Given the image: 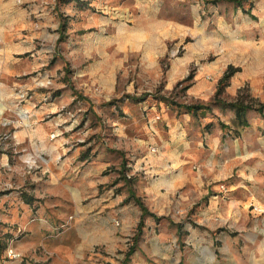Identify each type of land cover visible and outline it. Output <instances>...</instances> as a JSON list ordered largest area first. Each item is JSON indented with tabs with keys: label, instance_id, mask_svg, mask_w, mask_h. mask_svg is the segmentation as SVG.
<instances>
[{
	"label": "rangeland",
	"instance_id": "rangeland-1",
	"mask_svg": "<svg viewBox=\"0 0 264 264\" xmlns=\"http://www.w3.org/2000/svg\"><path fill=\"white\" fill-rule=\"evenodd\" d=\"M230 1L21 0L24 24L29 20L27 16L39 28L33 39L25 33L27 28L19 38H5L7 48L21 41L28 51L14 54L12 63L16 66L9 62L16 74H0L3 232L23 234L15 229L16 224L4 220L13 219L26 207L22 191L32 196L36 193L43 200L53 189L61 188V181L56 187L50 182L51 176L61 175L59 161H120L115 168L118 171L122 161L125 166L126 162L142 161L148 154L157 153V147L164 142L176 146L169 134V122L174 126L175 121H180L178 133L184 130L183 140L191 144V161H197L198 167L221 157L222 150H211L216 140L221 147L245 142L246 161H264V113L251 111L248 126L238 127L228 111L211 103L226 70L221 68L227 50L239 41L253 39L240 34L230 36L239 20L227 14ZM43 26L47 32L41 31ZM2 42L0 39V45ZM253 58L255 63L257 59ZM175 64L179 76H184L169 84L166 77ZM199 72L207 73L212 93L194 96L189 92ZM188 75L191 78L184 80ZM261 87L264 83L258 89ZM239 90L255 103H264V92L255 94L249 83L241 85L233 95L222 91L220 97L233 100ZM187 104L211 107L193 114L184 107ZM209 170L200 168L201 181L192 188L196 191L192 205L198 211L210 205L211 198L217 206L229 201L225 196L227 184L211 182ZM129 176L126 177L139 179L138 174ZM261 178V182L249 180L242 187L258 195L259 203L251 206L255 212L247 218L257 217L256 229L249 220L231 235L239 233L247 240L251 238L245 241L246 253L253 249L257 253L259 249L264 259V177ZM135 181L130 187L137 185ZM118 188L128 191L125 186ZM134 191L137 194L135 188ZM203 216L198 214L196 218ZM13 240L10 238L8 245ZM7 252L8 246L3 254L9 258Z\"/></svg>",
	"mask_w": 264,
	"mask_h": 264
},
{
	"label": "crops",
	"instance_id": "crops-1",
	"mask_svg": "<svg viewBox=\"0 0 264 264\" xmlns=\"http://www.w3.org/2000/svg\"><path fill=\"white\" fill-rule=\"evenodd\" d=\"M227 8L228 16L239 18L230 36L240 34L253 39L239 41L227 50L221 70L228 65L238 69L223 92L233 95L241 85L249 83L260 96L264 92V88L258 89L264 83V0H241L239 5L230 1ZM26 18L29 20L24 24L21 0H0V74L7 77L17 73L13 69L16 63H12L14 54L27 52L28 47L23 48L19 41L13 44L15 47L7 48L5 38H19L24 28L29 39L37 37L39 25ZM41 31L47 32L45 26ZM9 62L14 64L12 68ZM179 72L178 65H173L167 83L184 76H179ZM204 72L197 73L189 86L194 96L212 93L213 86ZM226 111L234 118L232 110ZM169 126L176 146L164 142L157 147V153L148 154L146 159L126 162V176L139 175V179H134L137 185H133L136 196L155 216H143L131 254L125 255L127 244L132 241L142 212L127 200L128 191L118 188H127L115 170L120 161H59L61 175L51 176L50 182L56 187L61 181V188L53 189L43 200L35 193L33 204H26L13 219H4L16 224L15 229L23 234L18 238L15 234V240L8 245L18 256L6 258L2 254L0 264H264L259 249L257 253L255 249L246 253L247 239L239 233L231 235L249 220H254L250 223L256 229L257 217L247 218L255 212L251 206L259 203L258 195L242 187L249 180L261 182L264 161H246L245 142L221 147L219 141H213L211 150H222L221 157L199 164L210 169L211 182L227 184L225 196L229 201L217 206L211 198V204L198 211L192 205L196 193L192 188L201 181V167L191 161L192 146L183 140L184 130L178 133L182 128L180 121H175L174 126L169 122ZM198 214L205 216L197 219ZM252 240L254 243L255 237Z\"/></svg>",
	"mask_w": 264,
	"mask_h": 264
},
{
	"label": "trees",
	"instance_id": "trees-1",
	"mask_svg": "<svg viewBox=\"0 0 264 264\" xmlns=\"http://www.w3.org/2000/svg\"><path fill=\"white\" fill-rule=\"evenodd\" d=\"M59 1H62L63 3H68L71 1L79 2L80 0H59ZM231 1H234V2H237L238 4H240L239 1H237V0H231ZM61 25L65 26L66 23L63 22V23H61ZM236 70H237V68H235L233 66H228L226 68L224 74L222 75V77L218 81V86H217V89L214 93L213 99L211 100V103L217 105L220 110H225V111H226V109L232 110L233 114H234V123L238 127L239 126L245 127V126H248V124H249L248 115L251 111H256L260 114L264 113V103H255L253 99H248L247 95H243L242 90H239V92L237 93V96L233 100H224L220 97V94L222 93L224 87L228 84L229 78L231 77V75H233V73ZM190 78H191V75H188L187 78L184 80H188ZM184 107L187 109V111L194 114V113H198V112H204V110H209L211 107V104L210 105L187 104V105H184ZM221 125L224 126V123H222ZM126 169L127 168L125 166V162L122 161L121 167L117 171L119 173L118 178L125 180V182L127 184V187H128L127 188V190H128L127 200H133L136 204L139 205L141 212H142L141 218H140V220L136 226L135 233L131 237V239H132L131 244L128 246V249L125 253V255L127 256L134 251V248L136 245V240L138 238V235L140 234L141 227L143 225V216L146 214L151 215V216H154V215L146 209V207L143 204V202L141 201V199L136 196L134 189L132 187H130V186H132L134 179L126 177ZM0 194H1V192H0ZM21 197L23 198V201L27 204H33V202L36 200L32 195L27 194L23 191L21 192ZM0 224H2L4 227L6 226L4 223L0 222ZM13 236L6 231L3 232L0 228V256L3 254L4 250L8 246V241L10 240V238L11 239L14 238ZM20 236H21V234L17 235V237H20ZM33 264H45V263H33Z\"/></svg>",
	"mask_w": 264,
	"mask_h": 264
},
{
	"label": "built area",
	"instance_id": "built-area-1",
	"mask_svg": "<svg viewBox=\"0 0 264 264\" xmlns=\"http://www.w3.org/2000/svg\"><path fill=\"white\" fill-rule=\"evenodd\" d=\"M7 255L11 258V257H15L18 256V254L13 251L12 249H8Z\"/></svg>",
	"mask_w": 264,
	"mask_h": 264
}]
</instances>
